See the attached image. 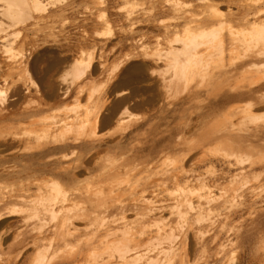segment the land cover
<instances>
[{"label": "rangeland", "instance_id": "rangeland-1", "mask_svg": "<svg viewBox=\"0 0 264 264\" xmlns=\"http://www.w3.org/2000/svg\"><path fill=\"white\" fill-rule=\"evenodd\" d=\"M33 1L35 6L30 5L29 9L36 23H32L34 19H21L22 22L17 21L20 24L16 22L11 27L9 19L0 16V257L13 262L22 259L24 251H32L27 264H38L40 256L53 253L68 256L82 241L92 240L90 250L93 248L96 255L100 254L99 261L94 264H127L111 257L110 252L118 243L119 248L122 244L123 247L129 246L138 237L140 244H159L164 248L155 254L156 264H181V260L182 264H197L199 261L198 264H250V248L243 243L236 244L234 233L225 235L228 234V225L237 223L240 216L231 214L227 218L224 205L233 191L243 192L241 200L264 203V199L261 200L264 198V179L257 180L255 176L264 169V144L259 145L252 136L251 140L242 139V145H238V138L221 136V132L229 122L237 125L235 123L241 116L237 122L240 134L250 132L248 129L254 132L264 123V108L249 107V99L245 97L225 100L222 94L245 90L263 72L255 73L244 66L233 76L228 73L223 78L211 74L212 69L221 63L226 64L229 57L239 53L235 49L229 54L220 53L221 41L228 40L227 25L238 30L240 37L254 40L256 30L252 23L255 21L239 24L232 16L260 0ZM4 5L6 0H0L1 9ZM213 5L214 10L231 13L223 28L221 25L214 27L218 38L214 34L208 36L205 26H198L200 16L214 13L209 10ZM262 17L264 15L256 20L255 27L260 22L262 24ZM214 21L219 24V20ZM204 31L206 37L202 34ZM200 34L212 42L198 52V59L187 63L188 69L180 75L179 66L183 61L169 50L179 49L182 44L173 39L199 38ZM255 39L257 44L264 42ZM22 53L27 56L26 71L13 69L11 73L4 63L7 54H16L18 59ZM173 63L176 67L172 70L170 64ZM77 65L84 71H77ZM175 69L178 71L176 75ZM250 108L253 111L251 119L244 112ZM258 118L260 121L256 122ZM245 119H250V123ZM116 166L123 168L124 173H116ZM240 169L245 171L244 179L249 182H242L243 176L231 179L232 174ZM176 173L181 177L180 188L189 191L183 192L187 195L191 192L190 197L197 199L193 204L200 205L195 207H200V221L194 220V211L186 216L176 213V209L177 212L179 209L184 211L176 200L181 192L172 180ZM250 173L256 177V182ZM222 178L223 183L218 184L217 180L222 181ZM111 180L119 184H115L117 193H112L118 199L126 197L128 187L132 185L138 199L143 200L146 196L148 200L153 195L151 198L157 199L155 203L162 200L166 210L160 218L162 221L157 219L162 223H156V220L151 223V220L140 217L137 213L140 210H131L127 211L126 217L133 220L135 216L134 228L140 230L144 226L143 229L150 231L138 236L139 232L133 233L128 226L107 234L108 237L103 230L95 232L97 223L112 224V219L119 214L98 216L95 199L87 200L84 195L86 186L95 191L103 187L104 195H107L110 192L106 182ZM235 181L241 187L236 183L235 186ZM144 182L165 183L166 190L158 195L149 191L142 193ZM215 185L220 188L217 190ZM207 186L211 188L207 190ZM196 188L200 193L192 192ZM74 191L82 192L84 197H72ZM226 191L227 194L223 195ZM193 194H199L201 198ZM141 199L139 202L143 206ZM45 208L53 209L52 216L42 214L40 221L34 219V212H43ZM82 210L83 215L79 214ZM79 215L83 218L74 220V224L83 225V233L61 239L63 221L68 223L67 220ZM89 222L92 224L86 226ZM160 225L161 229L165 228V235L158 231L156 226ZM34 226L43 229L36 241L30 236ZM166 228L170 233L173 231L172 236L167 234L169 230ZM215 235L216 239L212 240ZM21 236L29 245L23 250L7 251L12 239ZM115 240L118 242H115L116 246L113 244ZM107 242L111 245L107 251H111L105 253ZM171 242L173 247L177 246L175 249L169 247ZM113 252L115 254V250ZM215 257L218 260L214 262ZM79 262L90 264L84 260Z\"/></svg>", "mask_w": 264, "mask_h": 264}, {"label": "bare ground", "instance_id": "bare-ground-1", "mask_svg": "<svg viewBox=\"0 0 264 264\" xmlns=\"http://www.w3.org/2000/svg\"><path fill=\"white\" fill-rule=\"evenodd\" d=\"M258 2V1H257ZM208 4H210V3H208ZM30 5H32L33 7L35 6V3H34V1L33 0H31V1H29V0H6V5H4V7L1 9L0 8V16L1 15H3V17L5 16L6 18H8L9 19V25L11 26L12 24H14L15 25V23L17 22V21H21L22 22V20L21 19H23L24 21L26 20L27 21V19L28 20H32V19H34V15L32 16V13L30 14V9H29V7H30ZM207 5V4H206ZM211 7V6H210ZM214 7V5L211 7V9H209V10H214L215 8H213ZM215 7H217V6H215ZM199 8V7H198ZM200 8H201V6H200ZM231 13H223V12H221V11H219V10H214V13L213 14H210V15H208V16H200V18H199V24H198V26H200V27H206L207 29H208V33H206L208 36H209V34L211 35H213L214 34V36L215 37H217L215 34L218 32V31H216V28H214L215 26H219V25H223L226 21H227V18H228V16L230 15ZM264 15V0H260L258 3H256L255 5H253V6H247L246 8H244L242 11H240V12H238V13H236V15L235 14H233V16L232 17H234V19L233 20H235L236 22H238L239 24H241V23H247V22H256V20L258 19V18H260L261 16H263ZM129 16V15H128ZM127 16V18H129ZM25 17V18H24ZM2 18V17H1ZM126 18V19H127ZM262 18H264V17H262ZM4 19V18H3ZM37 19H38V17H37ZM214 20H219L218 21V25H216V23L214 24V22H216V21H214ZM1 21V20H0ZM254 22V23H255ZM260 22V21H259ZM258 22V23H259ZM24 23H26V22H23V24ZM32 23H36V20L34 19V20H32ZM38 23H39V21H38ZM237 23V24H238ZM254 23H252L253 25V27H254V29L256 30V31H254L253 32V34L255 35V37H254V40H256L255 38H258L261 42H263L264 41V21L262 22V24H261V22L255 27V24ZM257 23V22H256ZM17 24H20V23H18L17 22ZM22 24V23H21ZM28 24V23H27ZM227 24H229V22H227ZM8 25V24H7ZM8 25V26H9ZM34 25V24H33ZM233 25V24H232ZM13 26V25H12ZM11 26V27H12ZM17 26V25H16ZM35 26H37V25H35ZM209 26V27H208ZM220 26V27H221ZM226 26V25H225ZM15 27V26H14ZM28 27H29V25H28ZM30 27H31V25H30ZM132 27H133V25H132ZM204 27V28H205ZM234 27V26H233ZM21 28H22V26H21ZM25 28V27H24ZM222 28H223V26H222ZM221 28V29H222ZM242 28V27H241ZM247 28V27H246ZM12 29V28H11ZM14 29V28H13ZM26 29V28H25ZM29 29H31V28H29ZM32 29H34V27L32 28ZM206 29V30H207ZM217 29H219V27L217 28ZM221 29H219V30H221ZM226 30H227V37H228V40L226 41V39H223L222 37H220L221 39H223L222 41H221V43H220V53H222L223 55L224 54H229L230 52H231V50L232 49H235V50H237V51H235V52H239V53H237L235 56L233 55V56H231V57H229L228 58V61H227V63L225 64H223V63H221L220 65H218V66H216L214 69H212V74L211 75H213V76H217V77H220V76H222L223 77V75H226L227 76V74L228 73H231V75L233 74H235L236 72H237V70L238 69H240V68H242V67H244V66H247V68L248 69H250L251 71H253V72H255V73H261V72H263L262 74H260V76L254 81V83L252 84L251 83V85L250 86H248V88H246L245 90H240L239 92H237V93H235V94H228L227 92H224L223 94H222V99H225V100H228V99H230V98H232V99H238V98H248L249 100H248V102H247V104H248V106L249 107H257L258 109L259 108H264V90H262V89H264V42L263 43H256V42H254V40H253V36L251 35L250 37L252 38V40L251 39H249V38H244V37H240V35H238V33H237V31H235L234 29L232 30V28H231V25H227L226 26V28H225ZM224 29V30H225ZM243 29V28H242ZM223 29L221 30V31H224ZM1 31V30H0ZM246 31V30H245ZM5 32V31H4ZM16 33V32H15ZM170 33V32H169ZM7 34V33H6ZM202 34H204V36L206 37L207 35L205 34V31H204V33H202ZM242 34V33H241ZM17 35V34H16ZM219 35H220V33H219ZM6 36V35H5ZM200 37L199 38H191V39H184V37L183 38H181V39H178L177 37L175 38V39H173L174 41L176 40V41H178V42H180L181 44H182V46H180L179 47V49L178 48H176V49H171V50H169V52L170 53H172V54H175L176 56H177V58H180L183 62L182 63H180L181 64V66H179L180 67V70H181V73L180 72H178L176 69V72H175V70H174V75H176L175 73H179L180 75L184 72L185 73V71L188 69V68H186L187 67V63L189 62V61H191V62H193V61H195L194 59H198L199 58V56H198V52L201 50V49H203V48H207L208 46H206L207 45V43H210V42H212V40H206L205 39V37L204 36H202L201 34L199 35ZM222 36H223V33H222ZM4 37V36H3ZM12 37V36H11ZM215 37H213V38H215ZM26 38V37H25ZM30 38V37H29ZM218 38V37H217ZM4 40H5V37L3 38ZM18 39V38H17ZM28 39V38H27ZM11 40V39H10ZM201 40V41H200ZM203 40V41H202ZM1 41V40H0ZM27 41V40H26ZM176 41H175V43H176ZM170 43H171V40L169 41ZM259 42V41H258ZM174 43V42H173ZM256 43V44H255ZM23 45H25L26 43H24V40H23V43H22ZM28 47V46H27ZM33 47V46H32ZM239 47H241V48H239ZM227 49H228V51H227ZM240 49H243L241 52L242 53H240ZM27 52V51H26ZM170 55V54H169ZM168 55V56H169ZM16 54H7V58H6V60L4 61V63H5V65H7V68H9L11 71V73L14 71V70H16V71H23V70H25L26 71V59H27V56H25V53L23 54H21V56H20V58H18V59H16ZM176 56H174V58L176 57ZM222 57V56H221ZM164 58V57H163ZM169 58V57H168ZM223 60V59H222ZM167 61V60H166ZM222 62V61H221ZM78 67H76V70L77 69H79V72L80 71H84V70H82V66H80L79 67V65H77ZM170 66L172 67V70L174 69V67H176L175 65H174V63H173V65H171L170 64ZM84 68V67H83ZM0 69H1V61H0ZM14 69V70H13ZM179 70V69H178ZM179 70V71H180ZM24 71V72H25ZM78 71V70H77ZM76 72V71H75ZM173 72V71H172ZM169 73V72H168ZM183 73V74H184ZM240 74V73H239ZM230 75V74H229ZM232 75V76H233ZM177 76H179V75H177ZM176 76V77H177ZM225 76V77H226ZM171 77H173V76H171ZM182 77V76H181ZM230 77V76H229ZM228 77V78H229ZM174 78V77H173ZM179 78V77H178ZM224 78V77H223ZM175 79V78H174ZM177 79V78H176ZM227 79V78H226ZM173 80V79H172ZM244 89V88H243ZM246 104V105H247ZM245 109H247V106H246V108ZM245 112V116H247V117H250L251 116V112H253L252 111V109L250 108V109H248L247 111H244ZM245 116H244V118H245ZM241 117H243V116H241ZM240 117V118H241ZM240 118L238 119V121L240 120ZM252 117H250V119H251ZM243 119V118H242ZM241 119V120H242ZM250 119H245L246 121H250ZM259 119V120H258ZM257 119V121L254 119V121H256V122H259L260 121V118H258ZM262 119H264V117H262ZM253 120V119H252ZM251 120V121H252ZM238 121H236V123L235 124H237V125H234L233 124V122H229L228 124H226L225 126H224V128L222 129V134H221V136H224V135H227V136H229V137H231V136H233V137H235V138H238L239 139V142H238V145H242V143H243V140L242 139H249V140H251L252 138V136H255V138L253 139V140H256V141H258V143H259V145H263L264 144V123H263V125L261 124V126H259V125H257V126H259V127H256L255 128V131L254 132H252L250 129H248V131H250V132H246V133H242V134H240L241 132H240V129H238L237 128V126H238ZM254 121H253V123H254ZM262 122V121H261ZM250 123V122H249ZM256 124V123H255ZM260 124V123H259ZM241 125V124H240ZM239 125V126H240ZM253 125V124H252ZM251 125V126H252ZM241 127V126H240ZM239 127V128H240ZM242 131V130H241ZM241 143V144H240ZM236 155H238V153L236 154ZM238 160H240V159H238ZM239 165H241V162H239L238 163ZM230 165V164H229ZM119 166V165H118ZM118 166H116V173H124V169L123 168H119L118 169ZM251 167V166H250ZM110 171H114L113 169H110ZM254 171V170H253ZM257 171V170H256ZM255 171V172H256ZM259 171V170H258ZM257 171V172H258ZM250 172V171H249ZM249 172H248V174H249ZM223 173H228V171L227 172H223ZM243 175H246V173H245V171H243L242 169H240L238 172H235V173H233L232 174V176H231V179L232 178H236L237 176L239 177V176H243ZM192 176H194V175H191V177ZM201 176V175H200ZM227 176V175H226ZM230 176V175H229ZM250 176H252V177H254L253 175H251V173H250ZM256 177H257V180L259 179H264V169H263V171H261V173L259 172L258 174H256L255 175ZM191 177H189V178H191ZM240 177V178H241ZM244 177L245 176H243V179H244ZM252 177H251V179H252ZM256 177H254L252 180L253 181H255L256 179ZM172 178V177H171ZM181 177H180V174H178V173H176V174H174L173 175V183H174V185L176 186V189L178 190V188H180L181 186L179 185V182H180V179ZM197 178V177H196ZM199 178V177H198ZM201 178V177H200ZM220 179H221V177H219ZM219 178H217L218 180H219ZM226 178V177H225ZM229 178V177H228ZM246 178V177H245ZM203 179V178H202ZM223 179V178H222ZM230 179V178H229ZM228 179V180H229ZM250 179V180H251ZM255 179V180H254ZM190 180H193V178L192 179H190ZM195 180H197V179H195ZM205 180V179H204ZM215 180H216V178H215ZM217 180V183L219 184V182L221 183H223V181H224V179L221 181H218ZM225 180H227V179H225ZM227 180V181H228ZM235 180H237V179H235ZM246 179H244V180H242V182H244ZM202 181V180H201ZM212 181V180H211ZM210 181V182H211ZM214 181V180H213ZM247 181V180H246ZM252 181V182H253ZM237 181H235L234 182V185H235V183H236ZM238 182H239V180H238ZM241 182V181H240ZM241 182V183H242ZM247 182H249V181H247ZM246 182V183H247ZM256 182V181H255ZM157 183V182H156ZM215 183H216V181H215ZM241 183H240V185H241ZM116 184V182L114 181V180H111V181H108V182H106V187H108L107 189H108V192H110V193H107V195H104V191H103V187H100L99 188V190L98 191H95V190H93L90 186H86V191H85V196H86V198H87V200H91V199H95L94 200V202H95V205L98 207V211H97V215L99 216V215H103V216H105V217H107L108 215H112L113 217H114V215H117V214H119L118 215V217H116L115 216V218L114 219H112V224H109L108 222V224L107 225H104L103 223H97V225H95V229H96V231L95 232H97V231H102L103 230V232H105V234H106V236H107V234H112V233H114V231H118V230H120V228H122V227H128V230L130 229V231L132 230V232L133 233H137V232H139V234H138V236H142L144 233H145V231L146 230H151V229H143V228H145L144 226H143V223H141L142 224V226H143V228H141L140 230H137V229H135L134 228V226H135V222L137 221V219H135L134 220V218H135V216H134V218H133V220L131 219V220H128L127 219V217H126V213H127V211H131V210H133V211H137V210H140V212L138 211L137 213H140V217L142 218V219H144V220H147V221H150L151 220V223H154V222H152V220L154 221V220H156L155 222L157 223H160L159 221H157V219L159 220L160 218H162L164 215H163V213L165 212V210H166V207H165V205H164V203H162L163 201L162 200H160V201H158V202H156L155 203V200H157V199H155V200H153L152 198H154V197H152V196H150V199H148V200H146L145 199V197L146 196H144V199H145V201H144V199L142 200L141 198H139V199H141L143 202H144V204H143V206L141 205V203L139 202V199L137 198V197H135V192L133 191L134 189V186H132L131 185V187H130V185H129V191L126 193V197H124V198H122V200L119 198L118 199V197H117V195L115 196L114 194H112L114 191H115V189L117 190V186L119 185H115ZM236 184H238V183H236ZM248 184V183H247ZM247 184H244V185H247ZM211 185H213V184H211ZM217 185V184H216ZM216 185H215V187H216ZM220 185H222V184H220ZM233 185V184H232ZM164 186H166V184L164 183L163 185H160V183L158 184H154V182L153 183H149V182H144L143 183V186H142V193H144V191L146 192V191H149V193H152V194H155V195H158V193L160 192V191H162V190H166L165 188H164ZM218 186V185H217ZM230 186V185H229ZM235 186H237V185H235ZM238 186H239V184H238ZM204 187V186H203ZM208 187V186H207ZM207 187H205L204 189L206 190V188ZM212 187H214V186H212ZM231 187V186H230ZM239 187H241V186H239ZM253 187V186H252ZM252 187H250V189H252ZM260 187V186H259ZM202 188V187H201ZM209 188H211V187H208L207 188V190L209 189ZM217 188H220V187H216V189ZM127 189V188H126ZM181 189V192H179V190H178V192L180 193V194H178V197H177V199L176 200H178L177 202H179V204L180 205H178V206H183V208H184V211L183 212H181L180 211V209H179V207H178V212H177V209H176V213H179L180 215L182 214V215H184V216H186V215H188L189 214V212H191V211H194V214L196 215V217H195V215H194V220H198V221H200L199 219H200V217L202 216V213H201V211L199 210L200 209V207L199 208H195L196 207V205H198V204H196V205H194L193 204V201L195 202V200H197L196 198H195V200L194 199H192V197H190V193L187 195V194H185V193H188L186 190H185V188H184V190H185V193L183 192L184 190H182L183 188H180ZM199 189V188H198ZM228 189V188H227ZM247 189V188H246ZM249 189V188H248ZM253 189H257V188H254L253 187ZM260 189V188H259ZM177 190H176V192H177ZM188 190V189H187ZM194 190H196V191H198L197 190V188L196 189H193V193H194ZM203 190V189H202ZM201 189H200V191H202ZM218 190V189H217ZM219 190H221V189H219ZM230 190V189H229ZM236 190H237V188H236ZM242 190V189H241ZM118 191V190H117ZM253 191V190H252ZM252 191H250V192H252ZM107 192V191H106ZM175 192V193H176ZM177 192V193H178ZM199 192V191H198ZM229 192V191H228ZM249 192V193H250ZM259 192V191H258ZM261 192V191H260ZM260 192H259V194H260ZM115 194L117 193L116 191L114 192ZM171 193H172V191H171ZM196 193V192H195ZM200 193V192H199ZM203 193H204V190H203ZM205 193H207V191L205 192ZM220 193H221V191H220ZM237 193V195H235ZM243 193V192H242ZM240 194L239 192H237V191H233L232 192V195L228 198V199H226V205H224V208L226 209V212H227V214L225 215L227 218H229L230 217V215L231 214H234V215H238V216H240V219H238L237 221V223H231V225H228L229 227L227 228V232H228V234L226 233L225 235H229V233L230 234H235L234 235V241H235V243L236 244H240V245H242V243H243V246H245V247H248V248H250V258H249V261H250V264H264V203H261V204H259V203H256L255 201H252L251 199L250 200H248L247 198V200L248 201H245V200H241V198L242 197H244L243 196V194ZM170 194V193H169ZM174 194V193H173ZM201 194H202V192H201ZM211 194H215V192L213 193V192H211ZM223 195H226L227 194V191L225 192V194H224V192L222 193ZM256 194V193H255ZM254 194V195H255ZM259 194H257V195H259ZM73 195V196H72ZM72 197H76V198H78V197H84V195H83V193L82 192H80V191H74L73 193H72ZM193 195H199V194H193ZM192 195V196H193ZM203 195V194H202ZM209 195V194H208ZM218 195V194H217ZM221 195V194H220ZM219 195V196H220ZM222 195V197H224ZM256 195V196H257ZM70 196V195H69ZM69 196L67 197V198H69ZM200 196V195H199ZM204 196V195H203ZM210 196V195H209ZM213 196V195H212ZM141 197V196H140ZM152 197V198H151ZM204 197H206V195L204 196ZM214 197H216V196H214ZM236 197H240L239 199H235ZM254 197V196H253ZM109 198V199H108ZM142 198H143V196H142ZM147 198V197H146ZM149 198V197H148ZM198 198V197H197ZM200 198H201V196H200ZM208 198V197H207ZM210 198V197H209ZM220 198V197H219ZM65 199V197L63 198V200ZM118 199V200H117ZM264 198H262L261 200H263ZM71 200V199H70ZM159 200V199H158ZM173 200V199H172ZM176 200H175V202H176ZM204 200H205V198H204ZM152 201H154V204H152ZM202 201V200H201ZM207 201V200H206ZM218 201H219V199H218ZM176 202V203H177ZM197 202V201H196ZM202 203H204V202H202ZM199 204H201V202H200V199H199ZM174 205H176L175 203H174ZM173 205V206H174ZM198 206H200V205H198ZM171 209H173V208H170V210ZM95 211V210H94ZM135 211V212H136ZM83 212H84V210H82V211H80V213L79 214H81V215H83ZM167 212H170L171 213V211H168L167 210ZM173 212V211H172ZM210 212V211H209ZM224 212V211H223ZM54 213V211H53V209H49V208H45L44 209V211L43 212H40V211H38V213H36V212H34V219H36V220H41V216H42V214H48V215H50L51 214V216H52V214ZM134 213V212H133ZM137 213H135V214H137ZM169 213V214H170ZM175 213V214H176ZM188 213V214H187ZM213 213V212H212ZM215 213V212H214ZM217 213H221V212H217ZM114 214V215H113ZM174 214V215H175ZM178 214V215H179ZM223 214V213H222ZM224 214H225V212H224ZM171 215H173V213L171 214ZM181 215V216H182ZM221 215V214H220ZM219 215V217H221ZM102 216V217H103ZM177 216V215H176ZM101 217V216H100ZM136 217H138V215H136ZM139 217V218H140ZM172 217V216H171ZM198 217V218H197ZM43 218V217H42ZM81 218H83V217H81L80 215L78 216V217H75V216H73V218H70L69 220H67L68 221V223L66 222H64L63 221V223H62V226L60 227V231H61V235H62V237H61V239H65V238H67V237H71V236H76V235H81V233H83L82 231H83V225H75L74 224V220H78V219H81ZM138 218V219H139ZM225 219L226 218H224V221H225ZM161 221H162V219H160ZM178 220H180V219H178ZM205 220V219H204ZM216 219H214V221H215ZM223 220V219H222ZM146 221V222H147ZM171 221V220H170ZM191 221H192V219H191ZM109 222H110V220H109ZM163 222H165V221H163ZM216 222V221H215ZM218 222V221H217ZM106 223V222H105ZM145 223V222H144ZM155 223V224H156ZM162 223V222H161ZM160 223V224H161ZM212 223V222H211ZM222 223V222H221ZM221 223H220V225H221ZM224 223V222H223ZM64 224H66V226L64 227L63 225ZM87 224V225H86ZM85 225L86 226H90V224H92V222H89V223H86ZM155 224H152V226H155ZM164 224V223H163ZM200 224V223H199ZM202 224V223H201ZM208 225H210V223H207ZM144 225H147V223H145ZM150 225V224H149ZM158 225V224H157ZM167 225V224H166ZM191 226H192V224H190ZM194 225V224H193ZM197 225H198V223H197ZM203 226H205V224H202ZM208 225H207V227H208ZM224 225V224H223ZM141 226V227H142ZM210 226H212V225H210ZM209 226V227H210ZM148 227H150V226H148ZM157 227V229H158V231L159 230H161V232L164 230L165 231V228H162L161 229V225H160V227L159 226H156ZM164 227H166V226H164ZM208 227V228H209ZM218 227H220V226H218ZM222 227V226H221ZM160 228V229H159ZM167 228H169V227H167ZM166 228V229H167ZM199 228H204V227H199ZM224 228V227H223ZM170 229H171V227H170ZM170 229H167V230H169V233H170ZM205 229V228H204ZM222 229V228H221ZM221 229H220V231L219 232H221ZM43 229H42V227L40 226V227H33V228H31V234H30V236L31 237H34V241H36L35 239H37L39 236H40V234H42L43 233V231H42ZM85 230V229H84ZM167 230H166V233H167ZM187 230V229H186ZM206 230L207 231H209L207 228H206ZM205 230V231H206ZM211 230V229H210ZM157 231V230H156ZM157 231V232H158ZM163 231V232H164ZM199 231V230H198ZM204 231V230H203ZM202 230H201V232H203ZM93 232V231H92ZM129 232V231H128ZM147 232V231H146ZM173 231H171V233H172ZM185 232H187V231H185ZM201 232H200V234H201ZM209 232H211V231H209ZM218 232V231H217ZM131 233V232H130ZM160 233V232H159ZM158 233V234H159ZM169 233H167L169 236H172L171 235V233L169 234ZM196 233V232H195ZM104 234V233H103ZM102 234V235H103ZM132 234V233H131ZM162 234H164L165 235V232L164 233H162ZM186 234V233H185ZM185 234H182V235H184L185 236ZM191 234V233H190ZM205 234H206V232H205ZM101 235V236H102ZM152 235V234H151ZM155 235V234H154ZM196 235H198V232L196 233ZM201 235H203V233L201 234ZM105 236V237H106ZM108 236H110V235H108ZM107 236V237H108ZM133 237H134V235H132ZM158 236V235H157ZM162 236V235H161ZM103 237H104V235H103ZM104 237V238H105ZM149 237V236H148ZM154 237V236H153ZM183 237V236H182ZM193 237V236H192ZM198 237H199V235H198ZM216 237H217V235H215L214 236V238L212 239V240H215L216 239ZM229 237V236H228ZM116 238V237H115ZM138 238V237H137ZM135 239L134 240V242L130 245L129 244V246L128 245H125V247H123L124 245L122 244L121 245V248H119L118 247V245H119V243L118 242H116V240L113 242V244L115 245V242L116 243H118V245L116 246V248H114V245H113V251L115 250V254H114V252L113 251H111V250H108V251H111L110 253V255H111V257H114L115 259L117 258L118 260H120V261H123V262H126L127 264H154L155 263V261H156V259H155V254H157V253H160V252H162L163 250H164V248L163 247H160V245L159 244H157V246H154L153 244V247H152V245H150V246H148L146 243L145 244H140V241H139V239ZM141 238V237H140ZM147 238V237H146ZM163 238H164V236H163ZM165 238H166V236H165ZM194 238V237H193ZM197 238V237H196ZM204 238H206V236L204 237ZM89 239V238H88ZM102 239V238H101ZM157 239V238H156ZM169 239V238H168ZM170 239H171V237H170ZM182 239H184V238H182ZM182 239H181V241H182ZM203 239V238H202ZM229 239V238H228ZM87 240V239H86ZM106 240H107V238H106ZM152 241L154 240V239H151ZM165 240V239H164ZM163 240V241H164ZM33 241V242H34ZM80 241H82V240H80ZM92 241V240H91ZM91 241L89 240H87V241H82L80 244H78V248L76 249V251L74 250V251H72L68 256H66V255H59V254H51V256H48V254H46L45 256H40V257H38V264H76V263H80L79 261L80 260H84L85 262L87 261L88 263H90V264H94V263H96L97 261H99V259H98V257L100 256V254L98 255H96V250L95 249H93V251H95V252H93L92 251V249L90 250V248H91ZM169 241H172V240H169ZM168 241V242H169ZM197 241H199V239L197 240ZM201 241L202 240H200L199 241V243H201ZM226 241V240H225ZM111 242V241H110ZM164 242H166V241H164ZM167 242V243H168ZM173 242V241H172ZM171 242V244H169L170 246L169 247H171V248H174L175 249V247H177V246H174L173 247V243ZM184 242V241H183ZM212 242V241H211ZM220 242H222V241H220ZM220 242H219V244H220ZM228 243L230 242V241H227ZM2 242H1V240H0V246L2 245L1 244ZM94 243V242H93ZM112 243V242H111ZM110 243V244H111ZM160 243V242H159ZM179 243V242H178ZM195 243V245L192 243V245H194V247L196 246V241L194 242ZM224 243V242H223ZM109 243L107 242V245H108ZM163 244V243H162ZM201 244H203V243H201ZM231 244H233V243H231ZM29 245V243L26 241V238L25 237H23V236H21V237H14L13 239H12V241L7 245V251H10V250H12V249H15V248H18V249H21V250H23V249H25L26 248V246H28ZM104 245H105V243H104ZM103 245V246H104ZM107 245H105V246H107ZM156 245V244H155ZM175 245H177V244H175ZM218 245V244H217ZM111 246V245H110ZM109 245L107 246V247H105V249H106V251H107V249H111V247H110ZM201 246H203V245H201ZM220 246H222V245H219V247ZM96 247V246H95ZM109 247V248H108ZM118 247V248H117ZM140 247H143V248H140ZM152 247V248H151ZM2 248H3V246H2ZM2 248H1V251H2ZM181 248V247H180ZM223 248V247H222ZM222 248H219L220 250L219 251H221L222 250ZM101 249V248H100ZM166 249V248H165ZM168 249V248H167ZM200 249V248H199ZM204 249H206V246L203 248V250ZM225 249V248H224ZM223 249V250H224ZM170 250V249H169ZM203 250L201 249V252H203ZM105 251V253H108V251L106 252ZM207 251V250H206ZM205 252V251H204ZM1 253V252H0ZM7 253V252H6ZM24 253H25V255L22 257V259H18V260H15V261H13V262H10L9 260H3L2 259V257H0V264H27V259L28 258H31V253H32V251H24ZM113 253V254H112ZM189 253V252H188ZM206 253V252H205ZM217 253H218V251H217ZM220 253V252H219ZM219 253L217 254V255H219ZM2 254V253H1ZM5 254V253H4ZM3 254V255H4ZM204 254V253H203ZM180 256V255H179ZM186 256V255H185ZM202 256V255H201ZM232 256H233V254H232ZM228 257V256H227ZM231 257V256H230ZM113 258V259H114ZM187 258V257H186ZM8 259H10V258H8ZM185 259V258H184ZM203 258H201V260H202ZM226 259V258H225ZM231 259V258H230ZM195 260H197L198 261V259H195ZM218 259H217V257H215V259H214V262L215 261H217ZM227 260H229V258L227 259ZM232 260V259H231ZM230 260V261H231ZM196 261V262H197ZM84 262V263H85ZM200 262V261H199ZM198 262V263H199ZM231 262H233V261H231ZM231 262H229V263H231ZM156 263H157V261H156ZM155 263V264H156ZM197 263V264H198ZM181 264H182V260H181ZM233 264H234V262H233ZM249 264V263H248Z\"/></svg>", "mask_w": 264, "mask_h": 264}]
</instances>
